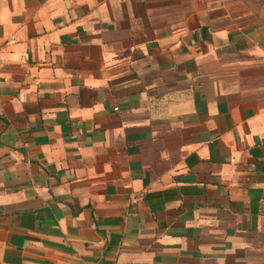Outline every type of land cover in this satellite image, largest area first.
I'll return each mask as SVG.
<instances>
[{"label":"crops","instance_id":"crops-1","mask_svg":"<svg viewBox=\"0 0 264 264\" xmlns=\"http://www.w3.org/2000/svg\"><path fill=\"white\" fill-rule=\"evenodd\" d=\"M0 264H264L244 0H0Z\"/></svg>","mask_w":264,"mask_h":264},{"label":"rangeland","instance_id":"rangeland-1","mask_svg":"<svg viewBox=\"0 0 264 264\" xmlns=\"http://www.w3.org/2000/svg\"><path fill=\"white\" fill-rule=\"evenodd\" d=\"M244 4L259 15L264 23V0H244Z\"/></svg>","mask_w":264,"mask_h":264}]
</instances>
